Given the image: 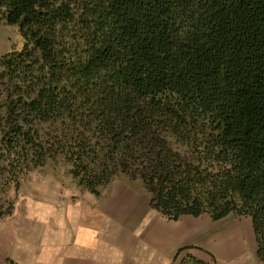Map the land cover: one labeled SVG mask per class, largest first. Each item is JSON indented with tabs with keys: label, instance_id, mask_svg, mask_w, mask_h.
Listing matches in <instances>:
<instances>
[{
	"label": "trees",
	"instance_id": "trees-1",
	"mask_svg": "<svg viewBox=\"0 0 264 264\" xmlns=\"http://www.w3.org/2000/svg\"><path fill=\"white\" fill-rule=\"evenodd\" d=\"M0 26L25 42L0 58V221L55 162L170 221L248 217L264 262V0H0Z\"/></svg>",
	"mask_w": 264,
	"mask_h": 264
},
{
	"label": "crops",
	"instance_id": "crops-1",
	"mask_svg": "<svg viewBox=\"0 0 264 264\" xmlns=\"http://www.w3.org/2000/svg\"><path fill=\"white\" fill-rule=\"evenodd\" d=\"M211 221L209 216L170 221L152 209L144 191L116 182L102 199L85 192L62 207L60 231L48 236L40 264H179L187 255L212 264L209 254L217 264H243L225 247V233L211 242ZM10 233L11 239L0 232V264H35L34 236L27 241L18 229Z\"/></svg>",
	"mask_w": 264,
	"mask_h": 264
},
{
	"label": "rangeland",
	"instance_id": "rangeland-1",
	"mask_svg": "<svg viewBox=\"0 0 264 264\" xmlns=\"http://www.w3.org/2000/svg\"><path fill=\"white\" fill-rule=\"evenodd\" d=\"M24 44L18 27L0 26V58L13 50H22ZM63 166L49 162L45 167L20 178L19 190L13 185L8 192L15 203V211L13 216L0 221V228L3 229L0 232L2 231L3 235L10 239V229L23 232L24 240L33 235L34 240H31V243L34 245L35 264L41 263L44 248L48 247L45 245L49 241L48 236L53 238L60 231L62 207L66 205L67 208L74 204L85 193L66 175L67 167ZM134 188L142 190L139 183L135 184ZM107 193L105 192L104 195ZM211 225V242L218 234L225 233V240L234 247L238 261H243V264H264L257 255V244L250 218L231 215L220 222L211 221ZM9 243L12 241L10 240ZM209 255L211 263L217 264L216 257L213 254Z\"/></svg>",
	"mask_w": 264,
	"mask_h": 264
},
{
	"label": "bare ground",
	"instance_id": "bare-ground-1",
	"mask_svg": "<svg viewBox=\"0 0 264 264\" xmlns=\"http://www.w3.org/2000/svg\"><path fill=\"white\" fill-rule=\"evenodd\" d=\"M235 237H236V236H235ZM227 244H229V245H226V246H225L226 248H227V247H228V248L232 247V248L234 249V247H233L230 243H227ZM236 253H237V252H235V250H234V253H233V254L236 255ZM238 257H239V256H238Z\"/></svg>",
	"mask_w": 264,
	"mask_h": 264
}]
</instances>
